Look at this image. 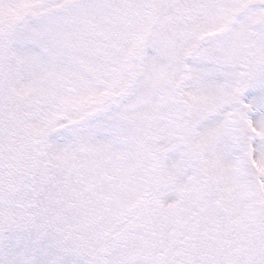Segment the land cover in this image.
Wrapping results in <instances>:
<instances>
[{
	"label": "snow or ice",
	"instance_id": "obj_1",
	"mask_svg": "<svg viewBox=\"0 0 264 264\" xmlns=\"http://www.w3.org/2000/svg\"><path fill=\"white\" fill-rule=\"evenodd\" d=\"M0 264H264V0H0Z\"/></svg>",
	"mask_w": 264,
	"mask_h": 264
}]
</instances>
